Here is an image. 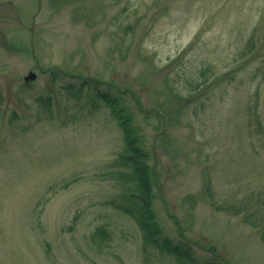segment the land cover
<instances>
[{"label":"rangeland","instance_id":"obj_1","mask_svg":"<svg viewBox=\"0 0 264 264\" xmlns=\"http://www.w3.org/2000/svg\"><path fill=\"white\" fill-rule=\"evenodd\" d=\"M95 84L149 153L160 239L264 264V0H0V264H178L114 205Z\"/></svg>","mask_w":264,"mask_h":264},{"label":"trees","instance_id":"obj_2","mask_svg":"<svg viewBox=\"0 0 264 264\" xmlns=\"http://www.w3.org/2000/svg\"><path fill=\"white\" fill-rule=\"evenodd\" d=\"M95 83H98L97 81ZM94 95L97 100L103 101L110 111L119 120L123 147L116 160V166L122 168L114 172V176L126 186L127 195L123 202L114 203L115 207L132 216L144 234L145 243L155 244L160 249L175 256L178 264L195 263L189 246L173 242L169 237L160 239V227L153 210V180L152 167L149 163V153L142 143V137L131 123V115L126 111L118 95H111V91L94 85ZM75 92H77L74 89ZM73 92V93H75ZM257 127L261 129L258 122ZM255 223L256 221H251ZM110 237V233L104 227H98L92 234V241L102 245ZM261 237L264 240V225L261 229ZM205 264H217L211 261Z\"/></svg>","mask_w":264,"mask_h":264},{"label":"water","instance_id":"obj_3","mask_svg":"<svg viewBox=\"0 0 264 264\" xmlns=\"http://www.w3.org/2000/svg\"><path fill=\"white\" fill-rule=\"evenodd\" d=\"M36 77L35 72L29 71V73L24 77L25 80L34 79Z\"/></svg>","mask_w":264,"mask_h":264}]
</instances>
